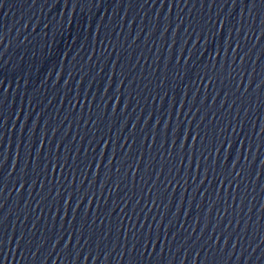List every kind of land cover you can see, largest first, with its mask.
<instances>
[{"label":"water","instance_id":"obj_1","mask_svg":"<svg viewBox=\"0 0 264 264\" xmlns=\"http://www.w3.org/2000/svg\"><path fill=\"white\" fill-rule=\"evenodd\" d=\"M0 264H264V0H118L0 155Z\"/></svg>","mask_w":264,"mask_h":264}]
</instances>
